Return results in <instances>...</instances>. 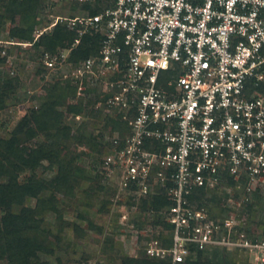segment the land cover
Returning a JSON list of instances; mask_svg holds the SVG:
<instances>
[{
	"label": "built area",
	"instance_id": "obj_1",
	"mask_svg": "<svg viewBox=\"0 0 264 264\" xmlns=\"http://www.w3.org/2000/svg\"><path fill=\"white\" fill-rule=\"evenodd\" d=\"M57 22L77 36L59 52L43 50L50 73L83 36L103 35L99 53L70 62L64 76L79 95L97 87L99 103L130 125L106 135L101 167L117 199H169L170 244L150 240L145 254L186 264L191 245L220 246L264 264V233L245 223L247 207L264 201V0H104L99 12ZM215 203L226 207L208 208Z\"/></svg>",
	"mask_w": 264,
	"mask_h": 264
},
{
	"label": "rangeland",
	"instance_id": "obj_2",
	"mask_svg": "<svg viewBox=\"0 0 264 264\" xmlns=\"http://www.w3.org/2000/svg\"><path fill=\"white\" fill-rule=\"evenodd\" d=\"M43 4L47 7L43 14L46 21L35 27V37L42 30L47 29L45 33L52 32L59 16L83 13L75 0H44ZM18 23L7 21L3 25L0 22V58L3 59L0 62V91L3 98V106L0 108V138L10 137L24 117L47 101L52 88L63 86L67 89H59L60 103L54 110L61 113L62 126L73 129L72 137L64 144L68 154L76 157L75 164L88 177L73 175L70 181L73 188L71 196L67 194L68 188L57 192L58 211L47 213L39 233L41 241L55 247V254L43 255L44 258L51 259L53 264H122V258L126 255L149 257L144 252L148 241L169 240L171 231L164 224L165 220H161L160 211L141 210L133 199H126L124 204L122 200H118L113 180L101 167V161L111 147V137L105 135L112 133L113 120L110 119L116 114L99 103L101 98L97 87L90 86L81 95L76 90L73 92L69 89L68 86L74 84L64 75L72 61L50 73L42 60L45 47L37 48L30 45L29 41L10 34ZM60 23L66 25L65 22ZM62 49L64 48H58L56 52ZM7 79L12 81V86L3 89L2 85ZM82 135H95L102 143L97 149H93L78 141L76 137ZM45 137V133H41L29 144L44 142ZM57 143L60 144L56 141L51 145ZM48 165L45 163L40 167L38 174L48 176L55 173L50 171ZM55 170L57 167H54ZM51 195L48 192L46 197ZM34 202L29 200L27 207H32ZM210 205L211 210L226 207L221 203ZM261 205L255 210L247 207L248 211L254 212L253 219L245 214V223L254 233H264V201ZM20 208L16 206L14 210L19 212ZM122 208L128 213L125 221L121 218ZM234 210L240 212L243 207H234ZM232 258L239 259L237 264H254L246 251L232 254Z\"/></svg>",
	"mask_w": 264,
	"mask_h": 264
},
{
	"label": "trees",
	"instance_id": "obj_3",
	"mask_svg": "<svg viewBox=\"0 0 264 264\" xmlns=\"http://www.w3.org/2000/svg\"><path fill=\"white\" fill-rule=\"evenodd\" d=\"M43 1L0 0V22L4 25L7 21L15 23L18 21L17 26L11 29L12 36L32 42V46L37 48L43 46L44 50L54 53L58 48L70 46L77 36V31L57 22L52 32L44 33L35 40V27L46 21L43 14L47 7ZM75 1L86 14L99 12L104 4V0H97L95 3ZM102 39L103 35L100 33L86 34L81 43L71 52L69 60L78 62L97 55ZM2 61L3 59L0 58V62ZM11 86L12 81L7 79L2 88L7 89ZM68 87L73 92L76 90L75 85ZM59 89L67 88L60 85L52 88L47 101L39 109L24 117L10 137L0 138V264H53L51 259L44 256H53L55 247L40 240L41 225L48 212L58 211L56 197L58 191L68 188L67 194L70 196L73 194V188L70 186L73 175L88 178L83 173V169L75 164L76 157L68 154L64 144L72 137L73 129L69 126L63 127L60 121L61 113L54 110L60 103ZM2 106L3 98L0 91V108ZM110 120H113L111 135L129 131L130 125L123 119V115H115ZM41 133H45V141L30 145L29 143ZM76 138L80 143L89 145L93 149H97L102 143L95 135H82ZM56 141L60 144L51 145ZM45 163H48L50 171L55 173L48 176L39 175L38 169ZM54 167H57V170L54 171ZM48 192L52 195L47 198ZM192 198L197 200L198 206H201V200L197 194H194ZM29 200L35 201L32 207H27ZM134 204H137V201ZM134 204L131 205L134 206ZM169 204L165 192L161 195L145 197L138 202L141 210L160 211L162 221L163 209ZM16 206L21 207L19 212L14 210ZM207 206L211 207L210 204ZM252 208L251 205L248 206L249 210ZM249 212L250 219H253L254 212ZM164 224L171 229L169 223ZM170 241V238L166 240V244L169 245ZM190 247L191 253L186 264H237L239 259H233L232 254L245 252L243 249L220 246L203 250L195 245ZM122 264H171V258L126 255L122 258Z\"/></svg>",
	"mask_w": 264,
	"mask_h": 264
}]
</instances>
